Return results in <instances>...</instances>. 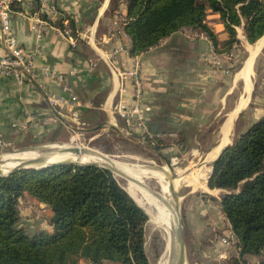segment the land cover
<instances>
[{
    "label": "crops",
    "instance_id": "crops-1",
    "mask_svg": "<svg viewBox=\"0 0 264 264\" xmlns=\"http://www.w3.org/2000/svg\"><path fill=\"white\" fill-rule=\"evenodd\" d=\"M4 1L34 78L18 84L0 68V134L19 133V140H36L64 130L74 122L71 107H52L51 95L76 96L78 120L84 125L115 129L119 116L114 104L122 101L130 106L136 101L133 77L122 79L114 67L119 72H137L138 103L146 114L147 135L181 144L197 140L196 133L186 135L187 127L197 132L205 126L219 127L218 134L208 139L215 144L207 150V159L218 149L211 159L215 160L228 147L234 128L264 119V34L249 44L242 28H236L234 49H242L245 58L233 76H226L212 64L218 54L199 28H183L132 55L124 30L126 0ZM207 18H213L211 30L219 47L224 46L228 34L218 15L208 13ZM7 55L0 32V60ZM238 85L241 89L232 99ZM106 263L110 264H101Z\"/></svg>",
    "mask_w": 264,
    "mask_h": 264
},
{
    "label": "trees",
    "instance_id": "trees-1",
    "mask_svg": "<svg viewBox=\"0 0 264 264\" xmlns=\"http://www.w3.org/2000/svg\"><path fill=\"white\" fill-rule=\"evenodd\" d=\"M126 9L132 55L183 28L201 29L216 49L215 34L205 22L208 10L218 14L228 34L227 48L237 42V27L249 44L264 34V0H126ZM207 185L227 191L220 209L240 257L263 255L256 264H264V119L220 153ZM24 193L49 206L50 232L29 235L20 227L17 200ZM147 219L107 169H21L0 177V264H78L80 259L149 264L143 247Z\"/></svg>",
    "mask_w": 264,
    "mask_h": 264
},
{
    "label": "rangeland",
    "instance_id": "rangeland-1",
    "mask_svg": "<svg viewBox=\"0 0 264 264\" xmlns=\"http://www.w3.org/2000/svg\"><path fill=\"white\" fill-rule=\"evenodd\" d=\"M208 13L214 14L209 10L207 11ZM213 21V18H207L206 15L205 22L209 23L211 27L207 26L210 29H214ZM218 21H220L219 16ZM235 45H238V40L228 48L226 43L224 46L219 47L218 40L216 49L213 46L214 52L218 56L213 58L212 64L218 67V70L222 71L223 75L233 76L243 64L245 53L242 49H234ZM232 50H235V54ZM215 59L218 60V65L213 62ZM240 89L238 85L233 93L234 96L231 95L232 99L236 97ZM116 118L118 119L115 129H111V127L106 125L87 126L73 122L54 136L51 134L36 140H19V133H2L0 134V154L15 152L27 147L63 143L90 148L126 164L150 166L162 171L164 169L165 174L167 173L170 177L172 176V171L174 172V178L176 173L190 171L194 167L201 166H210L209 175L211 176L213 171V169L211 171V165H213L215 160L210 159L207 161L206 152L215 142H211L208 139L212 135L218 134L219 127L214 125L205 126L198 132L195 127H187L185 129L186 135L190 138L196 133L198 135L197 140L178 144L166 140L159 141L157 137L132 130L126 126L122 118V120L119 117ZM253 125L234 128L228 147L232 146L233 141L238 136L248 132ZM169 138L171 139V137ZM172 138L173 141L176 140L174 137ZM209 175H207L205 183L208 190L196 189L193 191L184 185H180L174 190L175 197L173 201L176 203L178 215L183 225L185 264H233L235 260H238V264L258 263L263 255H245L240 257V255H236L237 251L234 246H231L228 251L226 240L230 238L229 230L231 228L220 209L221 195L227 191L216 188L210 189L207 185L210 178H208ZM114 178L125 190L126 180L116 176ZM150 185L159 191L155 183ZM17 209L19 225L27 234L33 235L41 231L50 232L52 230L49 223L51 218L49 219L48 217L51 209L46 204L24 193L17 200ZM166 242V232L154 227L152 222L147 219L144 224L143 247L149 264L158 263L160 256L165 251ZM82 261L85 262V260L80 259L78 264H81ZM110 264L118 263L110 262Z\"/></svg>",
    "mask_w": 264,
    "mask_h": 264
},
{
    "label": "bare ground",
    "instance_id": "bare-ground-1",
    "mask_svg": "<svg viewBox=\"0 0 264 264\" xmlns=\"http://www.w3.org/2000/svg\"><path fill=\"white\" fill-rule=\"evenodd\" d=\"M252 51L254 50L252 49ZM74 147L77 146H71L63 143H53L43 146H35L33 149L25 150L23 152L15 151L10 153H2L0 154V170L4 174L16 165H18L21 161L41 157H45L47 159V163L66 160L83 164L92 163L101 166H109V160H111L112 164L117 166L119 170L123 171L129 176L134 177L135 179L142 180L145 183L146 187L152 188L150 184L155 183L159 188V192L161 193L163 198L167 200L169 205L172 204V199L169 190L170 185L173 186L174 190L180 185L189 187L193 191L196 189L208 190L205 183L207 175H209L210 172V166H201L197 168L194 167L190 171H182L176 173V177L174 179H171V177L167 173L165 174L164 169L162 171L160 169L152 168L150 166L126 164L122 161L110 158L107 155H102L101 153L93 149H90L93 151L75 153L72 151V148ZM78 148L84 150L87 149L86 147L80 146ZM217 150L218 149H216L215 153L217 152ZM214 154H209L207 161L212 159ZM115 176L122 178L121 176L116 174ZM125 184L126 185L124 188L126 192L136 202L137 205L144 209V211L148 215V219L152 222L154 227H158L164 232H166L167 242L165 244V251L160 256V259L157 264H168L167 256L169 250V243L171 239V234L176 225L172 205L169 207L157 201L154 196L150 194L146 187L140 186L139 184L128 180L125 181Z\"/></svg>",
    "mask_w": 264,
    "mask_h": 264
},
{
    "label": "built area",
    "instance_id": "built-area-1",
    "mask_svg": "<svg viewBox=\"0 0 264 264\" xmlns=\"http://www.w3.org/2000/svg\"><path fill=\"white\" fill-rule=\"evenodd\" d=\"M0 32L5 44L6 49L8 50V55L0 60L1 72L7 76H13L18 84L28 77L29 79L34 78L33 70L29 60H26L23 56L22 50L18 45V42L15 38L14 32L11 28V17L8 3L4 0L0 1ZM65 34L68 33L67 30L64 31ZM218 65V60L213 61ZM112 65V61H111ZM117 74L124 79L127 76L133 77V84L135 86V103L127 106L122 101H118L113 106L115 113L124 120L126 126L132 130L147 133L146 128V114L141 108L138 101L141 96V85L137 80V72L134 70L132 72H119L117 68H113ZM60 79V78H59ZM48 102L52 107H60L62 104H68L71 107V115L74 119L75 124L84 125L78 120L79 117V107L76 100V96L71 95L69 99H63L61 97H56L51 95L48 98ZM148 134V133H147ZM230 238L226 240V245L228 246V251L231 246H234L239 255V246L237 244L236 237L234 236L232 230H229ZM225 242V241H224Z\"/></svg>",
    "mask_w": 264,
    "mask_h": 264
},
{
    "label": "water",
    "instance_id": "water-1",
    "mask_svg": "<svg viewBox=\"0 0 264 264\" xmlns=\"http://www.w3.org/2000/svg\"><path fill=\"white\" fill-rule=\"evenodd\" d=\"M33 148L34 147L22 148L20 150H17V152H23L25 150H30ZM72 151L77 153V152L93 151V150H90V148H87L86 150H84V149H79L78 147H74V148H72ZM102 155H104V154H102ZM110 164H111V166H110ZM57 165L100 167V168H104V169L109 170L112 173L113 177L116 174V175H119L128 181H131V182L139 184L140 186L146 187L145 183L142 180L135 179L134 177L129 176L128 174L119 170V168H117V166L112 164L111 160H109V166H101V165L92 164V163L83 164V163H76V162H71V161H66V160L47 163V159L45 157L33 158V159L21 161L18 165H16L15 167H13L12 169H10L8 172H6L4 174L0 170V177H7L8 175L12 174L13 172L21 170V169H28L29 168V169L38 170V169H45V168L57 166ZM212 169H213V165H211V171H212ZM171 173H172L171 179H173L174 178V172L171 171ZM209 177H210V175L208 176V178ZM146 188L150 192V194H152L154 196V198L157 201H159L162 204L169 206V207L172 205V209H173V212L175 215L176 225H175V228L171 234L168 256H167V263L168 264H185V246H184L183 225H182L181 219L179 218V215H178V209H177L176 203L173 201V199L175 197V191L173 189V186L170 185V187H169L170 196L172 199L171 205H169L167 200L165 198H163V196L161 195V193L159 191L152 189V188H149V187H146ZM141 209L144 211L143 208H141ZM144 213L146 214L145 211H144Z\"/></svg>",
    "mask_w": 264,
    "mask_h": 264
}]
</instances>
